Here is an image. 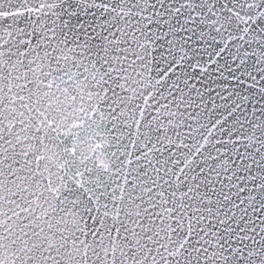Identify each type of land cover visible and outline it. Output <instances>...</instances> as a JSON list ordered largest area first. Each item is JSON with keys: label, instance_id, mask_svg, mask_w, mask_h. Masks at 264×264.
<instances>
[{"label": "snow or ice", "instance_id": "obj_1", "mask_svg": "<svg viewBox=\"0 0 264 264\" xmlns=\"http://www.w3.org/2000/svg\"><path fill=\"white\" fill-rule=\"evenodd\" d=\"M0 264H264V0H0Z\"/></svg>", "mask_w": 264, "mask_h": 264}]
</instances>
